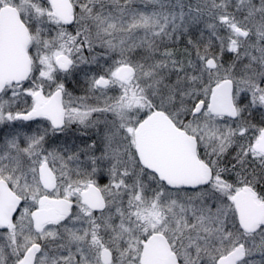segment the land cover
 Instances as JSON below:
<instances>
[{"label": "snow or ice", "instance_id": "obj_1", "mask_svg": "<svg viewBox=\"0 0 264 264\" xmlns=\"http://www.w3.org/2000/svg\"><path fill=\"white\" fill-rule=\"evenodd\" d=\"M0 264H264V0H0Z\"/></svg>", "mask_w": 264, "mask_h": 264}]
</instances>
